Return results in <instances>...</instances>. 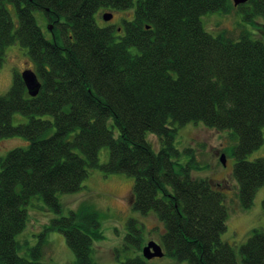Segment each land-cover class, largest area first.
Returning <instances> with one entry per match:
<instances>
[{
    "label": "trees",
    "instance_id": "trees-1",
    "mask_svg": "<svg viewBox=\"0 0 264 264\" xmlns=\"http://www.w3.org/2000/svg\"><path fill=\"white\" fill-rule=\"evenodd\" d=\"M231 6L232 0H0V68L5 48L17 41L41 85L31 97L14 72L10 89L0 95V139L21 137L27 144L0 157V264H46L39 246L31 258L17 253L26 206L41 197L59 211L58 194L79 191L95 168L133 178V209L152 211L162 223L164 256L238 264L221 239L228 217L224 188L194 177L193 162L180 164L174 147L178 129L189 123L235 133L239 207L252 206L264 185V160L247 158L263 143L264 44L246 31L213 36L200 21ZM236 8L264 17V0ZM102 10L132 17L120 26H99ZM15 113L27 122L13 125ZM148 134L157 138V150ZM103 147L109 160L101 165ZM48 229L63 234L75 264H96L93 242L103 235L90 207L79 205ZM127 230L125 243L141 250L142 226L130 219ZM239 253L242 264H264V232L253 229ZM121 264L146 261L136 256Z\"/></svg>",
    "mask_w": 264,
    "mask_h": 264
},
{
    "label": "rangeland",
    "instance_id": "rangeland-1",
    "mask_svg": "<svg viewBox=\"0 0 264 264\" xmlns=\"http://www.w3.org/2000/svg\"><path fill=\"white\" fill-rule=\"evenodd\" d=\"M103 13H111L113 18L105 22L102 20ZM35 16L38 25L45 31L42 14L36 12ZM130 16V12L102 10L99 12V18L96 15V21L99 26L103 24L120 26L121 19H131ZM200 21L204 30L213 36L225 32L231 37H237L240 31H246L251 39L264 44V17L261 15H249L248 12L245 14L231 6L228 11L220 10L204 14L200 17ZM4 53V63L0 68V95L6 94L10 89L14 72L21 73L25 69H33L27 50L17 41L7 46ZM26 122V117L19 113L13 114V125ZM262 136V145L248 155L249 161L257 158L264 160V126ZM147 140L154 150L158 149L159 143L154 135L148 134ZM237 142V136L232 131L208 129L198 122L186 124L178 129L174 147L178 151L177 159L180 164L193 162L191 173L194 177L209 178L213 183H218L224 188L228 217L221 239L232 246L238 264H242L240 245L247 240L253 229L264 232V185L256 191L250 208L243 210L239 207L237 182L233 177L235 163L233 149ZM26 146V140L21 137L0 139V157H4L13 148ZM221 155L224 156V164L220 162ZM98 159L101 165L108 162L107 147L100 149ZM132 186V177L120 173L105 175L100 169L95 168L90 170L79 191L58 194L59 211L49 207L41 197H33L26 206L28 212L26 226L15 237L18 242V255L31 258L30 250L39 246L41 262L75 264V256L67 246L63 234L48 227L53 219L68 216L79 205L84 204L98 214L99 229L103 235L101 240L93 242L91 258L96 264H121L126 258L142 257V248L149 241L160 243L164 228L156 219L154 212L142 215L133 209ZM130 219L135 220L139 227L142 226L141 250L124 241ZM145 261L146 264H188L164 255Z\"/></svg>",
    "mask_w": 264,
    "mask_h": 264
},
{
    "label": "water",
    "instance_id": "water-1",
    "mask_svg": "<svg viewBox=\"0 0 264 264\" xmlns=\"http://www.w3.org/2000/svg\"><path fill=\"white\" fill-rule=\"evenodd\" d=\"M249 0H232L233 6L237 7L239 5H243L247 3ZM103 21L109 22L112 18L113 15L110 13H104L103 16ZM21 78L22 81L26 87L27 93L31 97H35L39 90H40V82L35 75V73L30 70V69H25L21 72ZM220 162L224 164V156H220ZM163 250L159 244H157L154 241H149L143 248H142V257L145 260H150L156 257H162L163 256Z\"/></svg>",
    "mask_w": 264,
    "mask_h": 264
}]
</instances>
